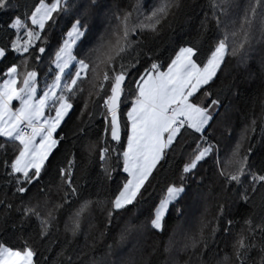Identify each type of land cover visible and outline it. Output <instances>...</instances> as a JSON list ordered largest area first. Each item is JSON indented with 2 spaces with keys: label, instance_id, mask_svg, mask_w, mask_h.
I'll return each mask as SVG.
<instances>
[{
  "label": "snow or ice",
  "instance_id": "snow-or-ice-1",
  "mask_svg": "<svg viewBox=\"0 0 264 264\" xmlns=\"http://www.w3.org/2000/svg\"><path fill=\"white\" fill-rule=\"evenodd\" d=\"M101 8L108 24L97 36L89 20ZM181 8L180 0H131L124 6L121 0H0V17H6L0 20V62L6 61L0 68V215L23 240L22 247L0 242V264H152L155 247L145 249L137 262L112 244L101 255H90L96 241L78 247L77 238L95 208L105 215L103 238L115 214L151 195L149 185L170 156L183 157V163L150 206L145 227L162 232L173 209L185 216V208L176 205L189 186L199 189L207 179L196 229L185 236L181 250H195L198 264H264V101L259 148L243 144L254 139L256 118L244 125L223 161L219 141L212 142L218 128H231L234 111L233 96H222L213 85L229 56L243 64L255 44L264 45V0L243 5L208 0L210 14L186 17L191 39H180L178 49L173 46L161 60L150 41L173 28ZM205 43L208 54L201 60ZM45 54L50 63L40 89L36 65ZM240 95L236 87L234 96ZM81 97L75 131L71 137L57 134ZM97 113L101 128L92 123ZM69 141L71 147L57 156ZM190 142L195 147L188 151ZM214 150V178H208L199 169ZM46 175L51 179L45 183ZM117 176L113 188L109 182ZM90 188L96 196L85 194ZM105 189L111 195L100 199ZM69 208L60 240L53 224ZM135 227L122 231L118 243L128 240ZM221 231L230 241L213 251L210 241ZM33 244L45 247L38 251ZM171 247L170 241L164 252Z\"/></svg>",
  "mask_w": 264,
  "mask_h": 264
},
{
  "label": "trees",
  "instance_id": "trees-1",
  "mask_svg": "<svg viewBox=\"0 0 264 264\" xmlns=\"http://www.w3.org/2000/svg\"><path fill=\"white\" fill-rule=\"evenodd\" d=\"M82 3H90L91 0H81ZM102 4H110L111 0H99ZM131 0H121L122 6L128 5ZM182 8L180 10L179 18L176 24L173 25V28L166 29L162 31L159 35L155 36L150 43H152L156 49H158V55L160 59H166L173 46L177 49L180 46V39H191V35L187 31L185 24L186 17H191L196 15L197 17H202L205 11H208L210 14V9L208 8V0H180ZM241 5L246 2V0H239ZM74 18V17H73ZM6 19V17H0V20ZM67 19V17H65ZM198 22V20L196 21ZM89 23L92 26L93 32L98 36L102 31H104L105 25L108 24V13L104 8H101L99 13L94 15ZM59 36V33L56 34ZM135 39V36L132 37ZM55 38L53 39V44H55ZM90 46V45H89ZM209 47L208 43L204 44L202 49L200 59H206L207 51ZM83 48V45L80 48H74V54H79ZM174 55V52H171ZM264 45L255 44L253 48L248 53V58L243 64H241L236 57L229 56L223 68L219 74V77L216 79V83L213 85V91L217 89L221 90V95H232L233 100V109L231 111V119L229 123L231 124L230 129L223 127L218 128L213 143H216L218 140L219 143L217 148L219 150V157L221 161L226 158L227 153L231 150L232 145L235 144L237 139H234L235 136L240 135L244 125L252 118L257 119V125L255 131L250 133L254 137L251 141H244V147H247L249 143L256 145L259 148V141L261 138V127H260V116L262 101H264ZM5 62H0V68L4 67ZM49 57L47 54L44 56L42 64H37L36 66L40 69L39 76L41 79L42 86L43 77L47 70H49ZM166 67V65H165ZM72 71H75V68L72 67ZM232 88V93L228 92V88ZM236 87L241 89V95L239 97L234 96ZM215 98V97H213ZM77 102L75 110L71 112V115L66 118V123L62 124V128L58 129L57 134H64L71 137L73 131H75L78 121L76 119L80 111V103ZM227 103V101H225ZM126 111V108L123 109ZM223 111V109H221ZM85 119L87 117L85 116ZM97 128L102 127V121L97 113L96 119L92 121ZM95 131V129H94ZM91 139H95V136H92ZM126 139V137H125ZM71 143L65 142L60 145V152L57 153V156L64 151L65 148H70ZM195 147V143L190 142V147L187 148L188 151L191 148ZM2 155V154H0ZM78 165L83 166V160L80 157H77ZM217 159V152L214 150L210 154V158H205L201 163L199 174H206L208 178H214L213 174L215 172V161ZM257 164H259V156L256 158ZM183 163V157H171L169 163L165 164L164 170L156 173V177L153 178L152 185H149V192L145 194V198L140 199L135 206H128L127 211H123L114 215L110 224L107 225L108 231L106 235L101 238L100 233L104 230L106 219L104 213L99 209L95 208L93 212L88 216L87 220L84 223V232H82L77 240L78 247H83L85 244H90L93 240L96 241L95 247L89 252L90 255H101L107 251V246L112 244L114 250L119 254L128 257L129 259H134L139 262L143 255H145V249L151 251L152 247L158 249L156 253H153L151 256L152 264H165L167 260L169 264H187L189 259L192 260V264H198V259L195 254V250L188 249L187 251H182L181 248L185 242V236L191 234L196 229L197 220L201 212V199L200 194L207 189L208 180L206 179L204 184L197 189L195 184L189 186L188 193L185 195L184 199H181L177 207L185 208V216H178V214L173 209L166 218L165 226L162 232L156 233L154 230H151L147 225V216L150 210V206H153V202H158L159 197L162 195V189L166 184L171 180L172 176L176 173L179 166ZM96 171H99L98 164L95 166ZM95 175V173H93ZM51 179V176L46 175L44 182L46 183ZM120 179L117 176V179L109 182L113 188L117 181ZM2 183V182H0ZM98 183V182H97ZM107 187V186H106ZM91 192L93 196L97 195V190L95 188H90L85 190V194ZM36 193V188H32L30 195ZM11 196V192L8 193ZM111 193L108 190H102L99 193L100 199H105L109 197ZM0 198H3V191L0 190ZM27 200V197L25 198ZM35 202V201H33ZM19 203V200L15 201ZM211 203V201H210ZM74 206V205H73ZM194 212L188 217L190 211ZM69 209H65L60 214L59 224H53V234L57 236L60 240H63L65 237L64 233V223L67 218ZM189 212V213H188ZM243 212V209L240 210V215ZM197 213V214H196ZM209 213H211V208H209ZM196 215V217H194ZM192 218L189 220V218ZM89 224L93 227L89 228ZM129 225L136 226L131 230L129 239L123 243H118L119 236L122 231L129 227ZM59 227L60 231L56 232V228ZM239 225H237V228ZM180 234V238H175L176 231ZM31 231V229H28ZM85 233L87 235H85ZM20 233L18 231H13L10 226L3 224V217L0 215V242H4L6 245L13 247H22L23 240L19 238ZM171 241L172 247L169 253L164 252L165 245ZM230 241V237H225L223 232L217 234L215 242L210 241V247L213 251L217 248L223 249L225 245ZM29 243H32L29 240ZM38 251L44 249L43 244H33ZM85 251H89L88 248H83ZM45 256L51 257L54 253L44 252Z\"/></svg>",
  "mask_w": 264,
  "mask_h": 264
},
{
  "label": "rangeland",
  "instance_id": "rangeland-1",
  "mask_svg": "<svg viewBox=\"0 0 264 264\" xmlns=\"http://www.w3.org/2000/svg\"><path fill=\"white\" fill-rule=\"evenodd\" d=\"M248 53H249V52H248ZM70 67H71V66H70ZM47 72H48V70H47ZM53 74H54V73H53ZM44 77H45V75H44ZM44 77H43V80H44ZM48 79L51 80V76H49ZM42 86H43V83H42ZM239 136H240V135L235 136L234 139H238ZM193 212H194V210H193V211H190V213L188 212V213H189V214H188V217H189ZM196 214H197V213H196ZM194 217H196V215H195ZM194 217L191 216V218H189V220H191V222H192V221H193L192 218H194ZM175 238H178V239L180 238V234H178V230L176 231V236H175Z\"/></svg>",
  "mask_w": 264,
  "mask_h": 264
},
{
  "label": "crops",
  "instance_id": "crops-1",
  "mask_svg": "<svg viewBox=\"0 0 264 264\" xmlns=\"http://www.w3.org/2000/svg\"><path fill=\"white\" fill-rule=\"evenodd\" d=\"M53 67H54V66H53ZM53 73H54V72H53ZM54 74H55V73H54ZM54 74H53V75H54ZM43 87H44V85H43V86H40V89H43Z\"/></svg>",
  "mask_w": 264,
  "mask_h": 264
}]
</instances>
